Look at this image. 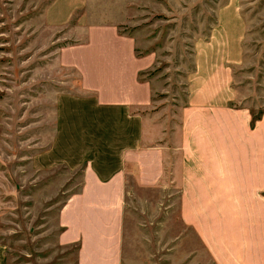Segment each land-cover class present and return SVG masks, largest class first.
<instances>
[{"label":"rangeland","instance_id":"374dc122","mask_svg":"<svg viewBox=\"0 0 264 264\" xmlns=\"http://www.w3.org/2000/svg\"><path fill=\"white\" fill-rule=\"evenodd\" d=\"M240 12L246 33L240 27L244 52L235 50L239 61L229 63L239 98L232 104H252L258 116L264 111V0H0V243L9 264H78L80 243L59 240L65 228L59 215L84 185L86 166L100 157L91 145L101 143L100 132L82 127L108 89L97 67L103 45L127 37L138 56L155 54L139 78L151 82L155 106L173 126L196 73V51L198 59L203 50L211 53L203 46L213 30V50L225 67V28ZM70 130L79 140L69 148ZM178 196L171 186L164 199L174 218ZM133 212L153 220L152 213ZM159 215L155 222L165 211Z\"/></svg>","mask_w":264,"mask_h":264},{"label":"crops","instance_id":"0c3cea01","mask_svg":"<svg viewBox=\"0 0 264 264\" xmlns=\"http://www.w3.org/2000/svg\"><path fill=\"white\" fill-rule=\"evenodd\" d=\"M234 19L225 28V67L213 50V30L203 46L211 53L198 59L196 51V73L173 126L155 106L151 82L139 78L155 54L138 56L127 37L103 45L97 67L108 89L82 127L100 132L104 141L91 143L100 157L86 166L84 185L59 215V240L80 243L78 264H264V111L252 125V104H232L239 98L229 63L239 61L235 50L244 52L240 27L246 33L242 12ZM68 133L74 147L79 138ZM171 186L179 192L175 218L164 202ZM0 264H9L3 243Z\"/></svg>","mask_w":264,"mask_h":264},{"label":"trees","instance_id":"16d2710c","mask_svg":"<svg viewBox=\"0 0 264 264\" xmlns=\"http://www.w3.org/2000/svg\"><path fill=\"white\" fill-rule=\"evenodd\" d=\"M251 113H252V122H251V124L254 125L261 118L262 114L258 115V116H255L254 113L252 112V110H251Z\"/></svg>","mask_w":264,"mask_h":264}]
</instances>
